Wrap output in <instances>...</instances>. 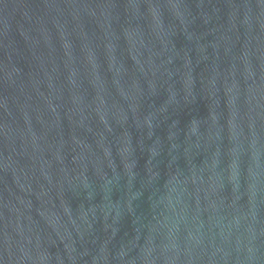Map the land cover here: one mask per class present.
<instances>
[{
    "label": "water",
    "instance_id": "obj_1",
    "mask_svg": "<svg viewBox=\"0 0 264 264\" xmlns=\"http://www.w3.org/2000/svg\"><path fill=\"white\" fill-rule=\"evenodd\" d=\"M0 264H264V0H0Z\"/></svg>",
    "mask_w": 264,
    "mask_h": 264
}]
</instances>
